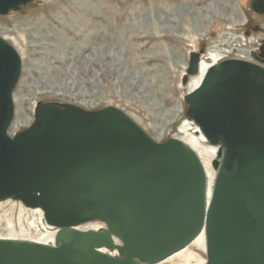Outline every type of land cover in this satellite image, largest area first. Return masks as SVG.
I'll list each match as a JSON object with an SVG mask.
<instances>
[{
    "label": "water",
    "instance_id": "water-1",
    "mask_svg": "<svg viewBox=\"0 0 264 264\" xmlns=\"http://www.w3.org/2000/svg\"><path fill=\"white\" fill-rule=\"evenodd\" d=\"M32 1L0 0V15ZM199 61L191 52L185 83ZM21 73L0 34V201L40 208L58 230L55 244L0 237V264H156L203 231L206 264H264L263 66L221 61L185 96L187 116L218 145L210 192L191 145L156 140L118 106L39 102L34 122L9 136ZM97 219L108 228H80Z\"/></svg>",
    "mask_w": 264,
    "mask_h": 264
},
{
    "label": "rangeland",
    "instance_id": "rangeland-1",
    "mask_svg": "<svg viewBox=\"0 0 264 264\" xmlns=\"http://www.w3.org/2000/svg\"><path fill=\"white\" fill-rule=\"evenodd\" d=\"M248 5L249 0H37L0 15V34L23 58L12 125L19 123L11 133L33 123L38 102L62 101L89 109L118 106L161 141L186 137L180 131L189 124V133L200 138L195 132L201 127L186 114L185 96L196 76L184 82L190 53L249 56L258 36L245 35ZM20 113L29 120L21 122ZM23 207L13 198L0 201V236H22L28 225L33 235L45 230L39 215L34 219L35 211ZM92 225L108 227L92 220L80 228ZM190 244L195 257L189 262L184 253L159 263L206 264V237L205 248Z\"/></svg>",
    "mask_w": 264,
    "mask_h": 264
},
{
    "label": "bare ground",
    "instance_id": "bare-ground-1",
    "mask_svg": "<svg viewBox=\"0 0 264 264\" xmlns=\"http://www.w3.org/2000/svg\"><path fill=\"white\" fill-rule=\"evenodd\" d=\"M210 55L211 56L208 57L207 59L203 58L201 60V63H200V70L201 71H200V73H198L193 78L191 77L192 78V80H191L192 88H191L190 91H192L193 89H195L196 87L199 86V84L202 81V78L204 77V75H205L207 69H209V67H211L214 63H217L220 60V58L223 59L226 56V55H223L219 51H212L210 53ZM173 114H174V116H177L179 114V110H175ZM19 120L21 122L25 123L27 120H29V118L27 116H24L23 113H20L19 114ZM18 123L15 122L12 125L13 128L17 127ZM189 125L187 127H183L182 131H180V132L185 131V132L188 133V135L186 137L184 136L183 138H181V140H183V141L187 142L189 145H191L197 151V153L200 155V157L202 158V160L204 162V165H205V168H206V171H207V177H208V182H209V192H210L211 189H212V187H211L212 186V181L214 179V170H213V168L211 166V163L213 162V160L217 156L218 147H216L215 145H213L212 143L207 141L205 135L202 133V131H200L198 126H197L198 128L196 129L195 133L199 132L201 134L200 138H199V136L195 135L192 132L189 133V130L192 129L191 124H189ZM206 141L209 142L210 145L205 146L204 142H206ZM209 147H211V148H209ZM30 209L35 211V214L30 215V217H33L35 219L36 215H39L40 224H41V226H43L45 228V230L39 231L37 235H33L31 233L33 228H32V226L28 225L29 228L26 229L27 230L26 232H23L25 234L22 235V236H19V235H16V234H10V235H7V236H0V237L13 238V239H28V240H35V241L42 242V243H47V244H54L55 243V236H56V228L53 227L52 225H49L46 222V220L44 218L43 211L40 208H31V207L25 206V207L22 208V211L23 210H28L29 211ZM21 218H24V216L22 215ZM26 218H28V217H26ZM99 228H103V226H101V225H92V226L86 228V230L87 229H99ZM13 232H15V231H13ZM116 242L120 243L119 240H116ZM192 244L196 245V246L198 245L201 248H205V232L203 231L200 235H198L191 242L190 245H192ZM188 247L189 246H186V248H183L182 250L178 251L176 254L170 256L169 259L186 253L185 254V260L187 262H189V260L191 258L195 257V254H193L189 249L187 250ZM108 250L111 251V252H116L117 253V249H111V250L108 249Z\"/></svg>",
    "mask_w": 264,
    "mask_h": 264
},
{
    "label": "flooded vegetation",
    "instance_id": "flooded-vegetation-1",
    "mask_svg": "<svg viewBox=\"0 0 264 264\" xmlns=\"http://www.w3.org/2000/svg\"><path fill=\"white\" fill-rule=\"evenodd\" d=\"M246 17L245 35L258 36L254 41L255 46L250 49L249 56H233L231 58L248 59L264 66V0H249Z\"/></svg>",
    "mask_w": 264,
    "mask_h": 264
}]
</instances>
